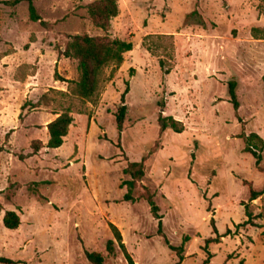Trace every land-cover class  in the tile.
Returning a JSON list of instances; mask_svg holds the SVG:
<instances>
[{
    "label": "rangeland",
    "instance_id": "obj_1",
    "mask_svg": "<svg viewBox=\"0 0 264 264\" xmlns=\"http://www.w3.org/2000/svg\"><path fill=\"white\" fill-rule=\"evenodd\" d=\"M10 2L0 0V257L90 264L89 252L128 264L116 242L114 256L106 251L113 224L133 264H176L165 239L179 247L185 238L182 264H264V195L248 202L249 185L264 190V173L244 151V137L264 141V0H116L107 34L88 17L93 0H33L48 29L30 21L27 3ZM82 35L133 45L120 67L101 71L91 101L72 95L77 62L59 55ZM126 84L119 135L114 115ZM44 94L47 106L23 108ZM66 111L74 122L63 146L49 150L46 127ZM160 115L182 132L161 135ZM143 159L135 202L123 201V170ZM242 204L261 217L244 226ZM7 211L20 217L15 231L3 226ZM208 239L217 241L206 248Z\"/></svg>",
    "mask_w": 264,
    "mask_h": 264
},
{
    "label": "trees",
    "instance_id": "obj_2",
    "mask_svg": "<svg viewBox=\"0 0 264 264\" xmlns=\"http://www.w3.org/2000/svg\"><path fill=\"white\" fill-rule=\"evenodd\" d=\"M28 4L29 19L31 22L39 23L44 28H49V24L44 22L33 4V0H11L10 6H16L20 3ZM87 14L89 19L95 28L101 30L104 33H108L111 28V20L116 18L119 14V9L117 6L116 0H93L87 7ZM260 30H254V37L259 38ZM133 45L130 42H125L121 40H112L108 36L104 37H90L88 35L82 36H73L69 38V41L64 47V50H59V55L65 59L74 60L77 62V72L78 78L76 81H70L71 93L73 96L80 98L83 101H91L97 91L100 80V73L103 69L108 66H114L115 68L120 67L124 62V55L132 52ZM55 81H62L55 74ZM262 82L264 86V75L262 77ZM236 87L237 83L231 81L229 83L228 94L233 104L234 110L237 111L239 104L236 96ZM57 92L56 90H52ZM128 84L124 93L121 95L120 106L117 109L114 117L116 122V127L119 135L122 134L124 123L127 116V106L125 105V96L128 94ZM62 95H66L63 92H59ZM49 101L48 94H44L36 103L25 104L23 107H31L32 109H39L43 106H47ZM74 122L73 117L71 116L70 111L63 112L58 115V117L49 123L46 127L49 140L47 142L46 148L49 150H56L63 146L64 139L68 135L69 128ZM180 122L175 121L172 117H165L163 115L159 116L158 125L159 131L162 135L166 130L171 129L175 133L180 134L182 129L179 128ZM244 151L249 153L255 160L256 167L262 173L264 169L260 167L262 161V151L264 149V141L259 138L257 135L252 134L250 136L244 137ZM40 151L39 147L34 148L33 155L38 154ZM22 158V157H21ZM145 162L146 159H143L141 162L129 163L127 167L123 170V174L129 177V180L123 183V187H126L127 193L123 197V201L126 202H135L132 194L137 188V185L143 180L145 176ZM249 199L248 202L252 203L264 195V190L262 192H257L252 189V186L249 185ZM141 199L147 201L150 206L151 213L154 219L158 220V232L162 233V223L161 217L158 216V207L153 201V196L147 192L141 196ZM245 208V216L247 221L243 224L250 225L253 223V220L258 219L261 215L254 217L249 211V206L242 204ZM262 210L264 213V201ZM0 206V214L2 212ZM3 226L10 231H15L19 228L21 224L20 217L16 212L7 211L5 212L3 219ZM113 233L115 241H108L106 244V251L111 256L115 255V242L119 245V248L123 252L125 259L128 264H133L129 254L126 251V248L123 244L121 234L119 230L113 224L109 225ZM214 234H217V230L213 229ZM188 241V238H185L183 244L179 247L171 246L168 241L165 239V244L169 250L174 252L178 258L176 264H182L184 258L182 256L184 252V243ZM217 239H208L205 241V247L207 248L211 243L216 242ZM85 257L90 264H104L103 257L98 253H89L85 252ZM0 264H20L19 262H14L10 259L0 257ZM204 264H209V260H205Z\"/></svg>",
    "mask_w": 264,
    "mask_h": 264
},
{
    "label": "crops",
    "instance_id": "obj_3",
    "mask_svg": "<svg viewBox=\"0 0 264 264\" xmlns=\"http://www.w3.org/2000/svg\"><path fill=\"white\" fill-rule=\"evenodd\" d=\"M28 83V81H26Z\"/></svg>",
    "mask_w": 264,
    "mask_h": 264
}]
</instances>
